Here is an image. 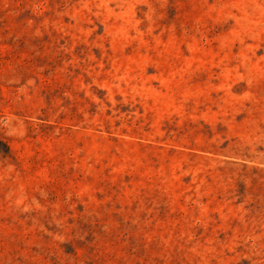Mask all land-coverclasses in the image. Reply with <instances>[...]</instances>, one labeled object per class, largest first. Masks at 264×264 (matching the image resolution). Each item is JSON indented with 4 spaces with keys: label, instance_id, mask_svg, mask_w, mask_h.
Returning <instances> with one entry per match:
<instances>
[{
    "label": "rangeland",
    "instance_id": "obj_1",
    "mask_svg": "<svg viewBox=\"0 0 264 264\" xmlns=\"http://www.w3.org/2000/svg\"><path fill=\"white\" fill-rule=\"evenodd\" d=\"M0 264H264V0H0Z\"/></svg>",
    "mask_w": 264,
    "mask_h": 264
}]
</instances>
